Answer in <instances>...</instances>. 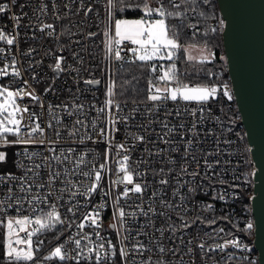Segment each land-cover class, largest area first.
<instances>
[{
	"label": "snow or ice",
	"instance_id": "obj_1",
	"mask_svg": "<svg viewBox=\"0 0 264 264\" xmlns=\"http://www.w3.org/2000/svg\"><path fill=\"white\" fill-rule=\"evenodd\" d=\"M11 2L16 4L17 0ZM212 4L213 0H106L107 24L102 33L106 61L103 71L107 77L105 98L100 106L95 102L79 103L80 79H74L77 85L74 99L71 103L49 104L47 122L43 120V113H36L23 104L27 97L44 109L41 97L30 81L23 79V73L17 67V55L31 58L36 52L34 48L19 52L18 29L20 21L28 14L22 12V15L10 17L13 22L10 33L0 27V42L9 46L7 50L0 47V63L3 64L0 78H12L8 84L0 81V166L6 167L11 159L15 169L0 170V227L4 230L0 261L40 264L37 254L45 244V234H49L57 243L42 259L54 264L56 261L61 264H173L170 256L176 258V264H186L185 255L191 257L188 264H196L197 251L200 264H235L237 260L254 264L248 256L236 255L234 250L241 253L251 251L240 238L223 227H213L221 221L231 222L229 214L205 216L202 212L215 213V204L197 199L208 196L207 188L213 193V202H226L227 187H239L225 180L226 168L216 171L217 166L231 163L221 159L226 152L220 147L221 144L231 147L234 141L230 137L217 138L211 152L198 147L204 142L201 136L206 139L215 135L212 129L202 131L205 122H220L210 105L232 102L238 94L230 82L231 75L225 78L232 62L230 53L221 54L211 46L217 34L226 35L229 28L227 16L217 20L212 15L213 24H207ZM73 5L78 6L73 9ZM25 7L28 5H20L21 10ZM63 7L67 11L61 16L60 5L52 0V12L57 20L70 14L78 15L81 11L87 17L93 11L85 0H67ZM129 10L142 15L134 19L118 18L119 14ZM8 11V4L0 3V14ZM48 12V3L40 0L33 8L36 23L30 22L25 27L58 40L60 34L56 33L55 25L43 20ZM96 35L95 32L87 33L88 38ZM36 38L35 35L31 37ZM13 47L17 49L16 54L12 52ZM64 51L65 48L61 47L60 52ZM50 54L54 58V64L49 65L53 77L43 89L45 94L55 91V80L71 67L66 64L64 55L46 52L45 56ZM9 58L10 62L3 63ZM73 58L83 65V57L78 53H73ZM178 62L190 66L197 77L203 73L209 82L191 81L187 69L181 70ZM42 64L43 60L30 62L24 69L32 73L31 81L41 82L33 68ZM208 64L219 66V71L208 70ZM131 65L147 73L146 95L142 101L136 99L140 91L136 87L138 78L125 76ZM75 71L79 76L80 69ZM83 83L96 86L101 81L93 78L84 79ZM14 84L19 86L13 87ZM129 91L132 92L130 98ZM129 99L132 108L125 114ZM169 102L173 105L171 109L168 108ZM141 104L144 105L143 111ZM193 104L196 107H190ZM162 109L164 117L160 119ZM138 115L147 123L134 126L149 133L148 136L130 130L133 127L131 122ZM173 115L179 123L169 122L168 118ZM189 116L193 118L190 126L184 122ZM227 119L229 126L222 128L221 133L232 134L239 117L229 116ZM153 125H159L161 131L157 132ZM121 128L123 134L118 140ZM153 133L155 139H150ZM175 135L180 136L179 142L174 139ZM235 136L241 142L245 138L239 133ZM64 143L69 146L61 147ZM89 143L103 145V150L89 148ZM141 144L146 146L144 152L133 160V153ZM148 144L153 147H147ZM157 144L166 147H157ZM37 145L44 151L29 150ZM197 151L201 153L199 158L195 155ZM246 151L251 149L246 148ZM173 153L179 155V161ZM153 157H161L160 163L168 167L153 168ZM209 157L214 159L210 161ZM193 164L195 168H192ZM149 174L154 180L160 177L155 180L158 187L152 188L150 195ZM255 175L254 171L248 173V176ZM233 179H239L242 184L249 182L242 174L234 175ZM4 185H7L6 189ZM217 185L224 191L217 190ZM98 194L101 202L94 204L93 197ZM106 198L111 199L112 222L108 228L116 233V243L101 234L104 231L103 213L109 207ZM129 199L133 203L129 204ZM136 200L140 203H135ZM9 210L16 214L9 215ZM193 211L195 216L190 215ZM22 212L29 214L21 215ZM138 217H143L145 222L135 230L134 236L129 220L138 222ZM156 217L163 221L159 227ZM201 226L211 228V231L205 232L203 237L185 241L188 229ZM72 228L76 229L75 234L67 232ZM253 228L254 224L249 220L239 231L251 233ZM166 240L171 242V247ZM195 240L198 242L194 244ZM185 245L187 252H182Z\"/></svg>",
	"mask_w": 264,
	"mask_h": 264
},
{
	"label": "built area",
	"instance_id": "obj_2",
	"mask_svg": "<svg viewBox=\"0 0 264 264\" xmlns=\"http://www.w3.org/2000/svg\"><path fill=\"white\" fill-rule=\"evenodd\" d=\"M46 3L49 5V12L47 15L43 17L44 22L46 23H53L55 25V30L57 34L59 35V39H54L46 36L43 33H40L34 28H28L25 27V25H28L30 22L35 24L36 19L33 16V8L40 3V0H17L16 4H12L11 0H0V3L8 4L10 11H8L5 14H0V27H5V30L7 32H12L13 30V22L10 19L12 15H22V12L27 13V17L23 18L20 21L21 27L18 29L19 35H20V43H19V52L23 53L26 52L29 48L36 49V52L33 53L32 57L29 58L24 55H17L18 64L17 67L21 69L23 73V79L29 80L32 86L35 88L37 95L41 97V100L44 103V109H41L39 105L28 99L27 97L24 99L23 104L28 105L32 111H35L36 113H43V120L45 122L48 121L49 116L47 112V106L49 104H64V103H71L74 99V95L77 93V85L73 82L74 79H80L79 83V89L82 91L79 93L80 99L79 103L89 104L91 102H95L97 106H100L104 100V91H105V83L107 80V77L103 71L104 66L106 64V61L104 59V51H103V29L105 28L107 24L106 20V0H85V4L92 7L93 11L90 13L87 17L84 16L83 11H81L78 15L70 14L67 18L57 20L56 16L52 12V0H45ZM57 4L60 5V15L63 16L64 12L67 11V9H64L63 5L67 0H55ZM26 4L28 7L23 8L21 10L20 5ZM216 0H213L212 6L209 8V12H214L215 10H218L219 18H222L220 11L218 9V6ZM78 5H73V9H75ZM132 11L129 10L127 13L119 14L118 17H124L126 14L131 13ZM211 24H213V21L211 20ZM88 32H95L97 35L92 38L87 37ZM62 33V34H61ZM35 35L36 39H31V37ZM25 37H28V39H25ZM79 42V43H77ZM0 47H4L6 50L9 46L4 44L3 42H0ZM64 47L65 51L60 52V48ZM12 52L14 54L17 53V49L15 47L12 48ZM49 52L55 55H64L66 57V64L70 65L71 67L68 69V71L59 74L58 78L55 80V91L49 92L45 94L43 92V89L52 82L53 73L51 69L49 68V65L54 64V58L53 55H47L45 56V53ZM73 53H78L80 57H83V65H81L78 60L73 58ZM43 60V64L33 68V72L37 73L40 78V83H37L35 81H31V75L32 73L24 71V69L28 68V65L30 62L35 63L38 61ZM9 60H5L3 63H8ZM3 64L0 63V67H2ZM76 69H80L79 76H77ZM11 72V69H9ZM99 79L101 83L96 86H86L83 83L84 79ZM12 78L11 77H4L0 78V81H3V83L8 84ZM19 80L20 78H16ZM189 79L193 82L197 83H208L203 82L202 79ZM13 87H18L19 84L12 85ZM68 89H71V92L68 91ZM142 101V100H141ZM173 107L172 103L169 102L168 108L171 109ZM190 107H196V105H190ZM212 108V111L215 116L220 117V122L218 123H212L210 120L206 121L205 124L202 126V131H207L208 129H212L215 133L213 136H209L206 139L201 136V139L204 141L203 144L199 145L198 147L201 148L204 152H211L215 149V143L214 141L219 138L220 140H224L226 138H231L234 143L231 145V147L221 144L220 147L225 149L226 154L221 157V159L230 160L231 163L225 166L224 164H221L217 166L216 171L221 172L226 168V174L224 175V178L226 181H228L231 185H239L238 188L236 187H227L226 189V202L225 201H215L213 202L211 200L212 191L206 190L209 192L208 196H200L197 199L200 201H206L210 203L215 204V213L211 212H202L205 216H223L225 213L229 214V219L231 222H224L221 221L217 225H214L213 227H223L226 232H231L235 234L238 238L241 239L242 243L246 244L250 252H244L241 253L239 250L236 251V255H243L248 256L251 261L254 262V264H259L258 260V251L254 244V228L251 233H242L239 231L240 228L244 226V223L246 221H252L254 224V217L252 214V205H251V197L253 195V177L248 176V173L253 172L255 169V163L253 160V156L251 151H246V148L251 149V145L247 141V137L245 135V129L242 124V119L240 112L238 110L237 103L235 99L232 102L227 101H221L220 103H213L210 105ZM132 108L131 100H129L127 110L125 114H127V111ZM141 111L144 109V105H140ZM62 114V113H61ZM94 114V113H93ZM233 116V117H239L237 119V125L234 129V132L232 134H229L227 131H224L221 133V129H226L229 126V121L227 117ZM164 117V110L162 109L159 114V118L163 119ZM169 122L171 124H177L179 123L178 118H176L174 115L169 117ZM192 117H185L184 122L190 126L192 122ZM67 122V121H66ZM140 123H147L146 120H142L141 117L138 115L136 117L135 121H132L131 124L133 127L130 129L132 132H141V134H144L146 136L149 135V133H144L141 129H137L134 125L140 124ZM153 127L156 128V131H161L159 125H153ZM235 133H239L241 135H244V140L237 141ZM123 134V128H121V134L117 135V139H120V136ZM150 139H155V134H151L149 136ZM65 140H67V137H64ZM174 139L179 142L180 136L175 135ZM70 143V142H69ZM69 143H64L61 145V147L67 148L69 146ZM157 147H166L163 144H157ZM89 148H97V151L103 150V145H92L89 143L87 145ZM146 146L141 144L137 146V150L135 153H133V160H136L143 152L144 148ZM147 147L152 148V144H148ZM30 151H40L43 152L44 148L42 146H35L33 148L29 149ZM15 151V150H13ZM182 151V149H181ZM172 155H175L177 160L179 161V155L173 153ZM195 155L199 158L201 153L199 151L195 152ZM155 163L152 164L153 168H160L165 167L167 168V164H161L160 160L161 157H153L152 158ZM213 157H209V160H213ZM243 163H240V162ZM201 165H203V160H200ZM192 168H195V164L192 165ZM0 170H12L13 169L12 164L7 165L6 167L0 166ZM140 170H144V166H140ZM203 170V169H201ZM242 174L249 182L247 184H242V182L239 179L234 180V175ZM17 175H19V172H17ZM174 175V174H173ZM115 178L114 176L112 177ZM160 177H156L155 180H158ZM149 184L151 185L149 189V195L151 193L152 188L158 187L155 180L153 179V176L151 174L147 177ZM187 179V177H185ZM7 188V185H4V189ZM217 190L224 191V188L217 185ZM105 191H107V188H105ZM118 191V190H117ZM116 193L114 192L113 195ZM170 195V190H169ZM109 204V207H107L103 213V226L104 231L101 233L103 236L109 238L112 240L113 243H116V233L108 228V225L112 222V207H111V199L106 198ZM147 199V196L145 197ZM94 204L100 203V195H96L93 197ZM129 204L133 203L132 199H129L127 201ZM63 203V202H61ZM124 201L121 200V204H123ZM135 203H140L139 200H136ZM27 207V205H25ZM91 207V205H90ZM223 209V210H222ZM247 209V210H245ZM128 210V209H126ZM61 212H64V209L61 208ZM16 213L12 210H9V215H15ZM28 212H22L21 215H27ZM191 216H195L196 212L193 211L190 213ZM145 219L143 217H138V222H133L129 220V226L133 229V235L135 236V230L139 228V225L141 223H144ZM155 222L157 227H159L163 221L161 218L156 217ZM60 228V226H57ZM255 227V226H254ZM88 230V229H86ZM2 228V232H3ZM76 229H68L67 232H71L72 234H75ZM150 231V230H149ZM211 231V228H208L206 226L201 227H193L191 229H188L187 233H185L184 239L187 241L189 238L192 237H203L205 232ZM23 235V234H22ZM158 235V234H157ZM45 244L41 248L40 252L37 254V258L40 260V264H54L53 261H47L43 260L42 257L44 255H47L48 250L52 248L57 241L52 239L51 235L45 234ZM45 238V237H41ZM227 238V237H226ZM35 239V238H34ZM63 239V237L61 238ZM140 239H143L145 243H149V241L144 238L140 237ZM198 242V240L194 241V244ZM209 243H212V241H208ZM171 247V242L165 241ZM151 246V245H150ZM182 252H187V245L181 248ZM233 251V250H230ZM156 257L154 256L153 259ZM173 260V264H176V258L169 257ZM117 259H119L117 257ZM184 260L186 264L191 260V257L185 255ZM55 264H61V262L56 261ZM196 264H200V254L199 251H197L196 254ZM235 264H248V261H240L237 260Z\"/></svg>",
	"mask_w": 264,
	"mask_h": 264
},
{
	"label": "water",
	"instance_id": "obj_3",
	"mask_svg": "<svg viewBox=\"0 0 264 264\" xmlns=\"http://www.w3.org/2000/svg\"><path fill=\"white\" fill-rule=\"evenodd\" d=\"M229 28L222 35L235 101L251 145L255 163L253 195L254 244L259 264H264V0H216Z\"/></svg>",
	"mask_w": 264,
	"mask_h": 264
},
{
	"label": "trees",
	"instance_id": "obj_4",
	"mask_svg": "<svg viewBox=\"0 0 264 264\" xmlns=\"http://www.w3.org/2000/svg\"><path fill=\"white\" fill-rule=\"evenodd\" d=\"M217 6V5H216ZM142 15V13L140 12H136L135 14H133L132 12L129 14H126L124 17H138ZM215 15L216 19H219V15H218V10H215L214 12H209V19L207 20V24L209 26H211V16ZM211 46L214 47L218 52H220L221 54L224 53V48H223V41H222V35L221 34H217L216 38L211 41ZM127 64V62H126ZM178 67L181 68V70H185L187 69L188 73H189V77L191 79H202L203 82H209V79L202 73L200 74L199 77L196 76V73L194 72H190V66H186L183 62H178ZM207 69L210 71H214V72H218L219 71V66H213L212 64H208ZM132 75H135L139 82L138 84H136V87L140 90L138 96L136 97V99L138 100H143L144 96L146 95V92L144 91L147 88V73L142 72L141 69L137 68L135 65H131L128 66V71L125 73V76H128L129 78H131ZM225 78H228V72L226 73ZM122 79V78H121ZM135 83V81H134ZM128 97L130 98L132 96V92L129 91L128 92ZM131 100V99H129ZM9 165H11V161L9 163ZM2 227H0V242H2ZM0 264H6L5 261H0Z\"/></svg>",
	"mask_w": 264,
	"mask_h": 264
},
{
	"label": "rangeland",
	"instance_id": "obj_5",
	"mask_svg": "<svg viewBox=\"0 0 264 264\" xmlns=\"http://www.w3.org/2000/svg\"><path fill=\"white\" fill-rule=\"evenodd\" d=\"M139 17V16H138ZM138 17H118V18H128V19H134V18H138ZM190 72H193L192 69L190 68L189 69ZM195 73V72H194ZM11 159L9 160V163H10ZM9 165V164H8Z\"/></svg>",
	"mask_w": 264,
	"mask_h": 264
}]
</instances>
